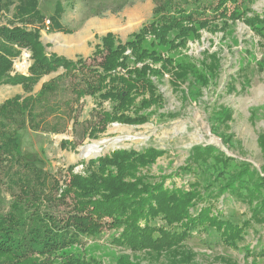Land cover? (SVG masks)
I'll return each mask as SVG.
<instances>
[{
  "label": "trees",
  "instance_id": "16d2710c",
  "mask_svg": "<svg viewBox=\"0 0 264 264\" xmlns=\"http://www.w3.org/2000/svg\"><path fill=\"white\" fill-rule=\"evenodd\" d=\"M39 2L17 0L15 4L0 0V13L14 6L15 22L45 24ZM255 2L156 0L151 21L126 42L112 33L101 38L93 54L101 58L97 66L88 65L84 58L73 61L48 53L41 41L42 28L3 25L0 86L21 85L25 93H31L42 78L62 69L57 78L75 73L79 77L81 83L73 90L78 100L90 96L112 104L110 112H102V131L115 122L143 125L153 107L164 105L153 78L168 74L171 83L179 86L192 77L203 87L220 79L217 55H209L202 62L175 55L190 41L199 40L203 30L224 31L231 26L229 22L243 21L264 39V15L248 17L252 11L249 5ZM64 12L61 1H57L49 18V31L73 33L61 23ZM23 49L31 52L29 74L11 75L14 60ZM57 78L44 84L36 95H17L0 104V183L11 198L8 211L0 214V264H94L68 250L83 246L84 239L100 237L105 230L113 231L109 236L113 247L159 257L156 259L182 245L194 232H205L237 249L249 227L264 224V168L260 172L214 146L192 147L185 166L160 176L151 175L149 169L166 151L154 147L142 151L116 149L81 161L84 171L76 173V167L70 166L63 181L27 162L21 153L18 131L27 126L41 128V113L35 109L47 94L56 91ZM232 82L228 86L234 89ZM231 117L228 110L216 113L217 121L222 123ZM102 131L92 129L91 136L96 138ZM260 145L264 154L263 137ZM187 174L195 177L189 189L175 183L166 185L168 178ZM221 197L223 202L234 199L248 204L250 218L243 223L225 218L216 205ZM53 204L65 209L62 213L48 211ZM117 264L142 263L120 256Z\"/></svg>",
  "mask_w": 264,
  "mask_h": 264
},
{
  "label": "rangeland",
  "instance_id": "374dc122",
  "mask_svg": "<svg viewBox=\"0 0 264 264\" xmlns=\"http://www.w3.org/2000/svg\"><path fill=\"white\" fill-rule=\"evenodd\" d=\"M1 1L4 3L7 0ZM12 1L17 4V0ZM57 1L40 0L45 24L35 22L23 25L15 22L12 18L14 6H10L0 13V26H27L29 30L42 28L41 41L47 46L48 53L69 58L75 55V61L84 58L92 66L101 61L93 54L102 37L112 33L123 43L126 42L131 34L151 21L156 7V0H60L65 9L61 23L73 30L72 34H64L48 30L47 22L54 14ZM249 7L252 11L248 17L264 15V0H256ZM101 23L108 26L100 29ZM229 24L231 26L224 31L203 30L199 40L190 41L186 48L175 54L190 57L196 62L205 61L209 55H217L220 79L203 87L192 77L179 86L171 83L168 74L153 78L164 98V105L153 107L149 111L152 113L148 122L143 125L115 122L107 124L102 131V112H110L112 104L90 96L78 100L73 90L76 84L81 83L79 77L75 73L57 78L64 72L62 69L42 78L31 93H25L21 85L0 86V104H3L17 95H36L44 84L57 78L54 81L56 91L47 94L35 109L36 113H41L38 119L43 122L41 128L27 126L18 131L25 160L63 181L70 166L76 167V173H82L84 167L79 164L81 161L95 159L110 150L142 151L154 147L166 151L149 169L151 175L160 176L173 174L185 166L190 149L203 145L214 146L226 155L263 171L264 154L260 138H264V39L257 37L243 21ZM23 63L28 65L26 70L21 71L18 65ZM31 65V52L23 49L14 60L11 75H28ZM231 82L234 89L228 86ZM222 110L231 112L230 121H217L216 113ZM95 128L102 131L96 134V138L91 136ZM117 138L124 139V142L103 146L99 155L80 158L81 148L104 140L112 143ZM194 179L192 174L174 176L168 178L166 185L175 183L177 187L189 189V183ZM0 180H3L1 174ZM10 199L0 183V214L8 211ZM223 201L224 197H221L216 205L223 210L225 218L235 223H243L250 218L248 204L234 199ZM63 209L59 204L47 208L54 213H62ZM112 232L105 230L98 238L84 239L83 246L73 247L68 253L94 264H117L120 256L140 260L142 264H264V224L249 227L246 238L237 249L226 246L205 232H194L190 239L170 253L163 254L160 259L144 252L133 254L121 247H113L109 241Z\"/></svg>",
  "mask_w": 264,
  "mask_h": 264
},
{
  "label": "bare ground",
  "instance_id": "6f19581e",
  "mask_svg": "<svg viewBox=\"0 0 264 264\" xmlns=\"http://www.w3.org/2000/svg\"><path fill=\"white\" fill-rule=\"evenodd\" d=\"M27 65H28L27 63L19 64L18 68L19 70L24 71L26 70ZM123 142H124V139L122 138H117L115 139V141L113 140L112 143L109 140H104L101 142H94L93 144L80 149L81 151L80 158H89L92 156L99 155L102 152V149L104 148L103 146H107L109 144L113 146V145L121 144Z\"/></svg>",
  "mask_w": 264,
  "mask_h": 264
},
{
  "label": "crops",
  "instance_id": "0c3cea01",
  "mask_svg": "<svg viewBox=\"0 0 264 264\" xmlns=\"http://www.w3.org/2000/svg\"><path fill=\"white\" fill-rule=\"evenodd\" d=\"M106 26H108V24H105V23H101V25L99 26L100 27V29H104ZM44 44V43H43ZM52 54V53H51ZM59 55V54H58ZM59 56H61V55H59ZM63 57H65L64 55H63ZM65 58H67V59H69V60H73V61H75V55H74V57H65Z\"/></svg>",
  "mask_w": 264,
  "mask_h": 264
},
{
  "label": "water",
  "instance_id": "95a60500",
  "mask_svg": "<svg viewBox=\"0 0 264 264\" xmlns=\"http://www.w3.org/2000/svg\"><path fill=\"white\" fill-rule=\"evenodd\" d=\"M116 149H118V148H116ZM116 149H114V150H116ZM114 150H110V151H114ZM108 152H109V151H108ZM108 152H107V153H108ZM105 154H106V153H105Z\"/></svg>",
  "mask_w": 264,
  "mask_h": 264
},
{
  "label": "built area",
  "instance_id": "2783aa9c",
  "mask_svg": "<svg viewBox=\"0 0 264 264\" xmlns=\"http://www.w3.org/2000/svg\"><path fill=\"white\" fill-rule=\"evenodd\" d=\"M47 23L49 24L50 22L48 21Z\"/></svg>",
  "mask_w": 264,
  "mask_h": 264
}]
</instances>
